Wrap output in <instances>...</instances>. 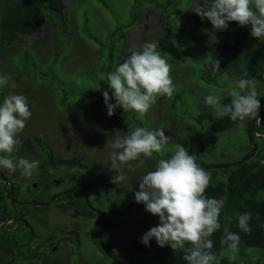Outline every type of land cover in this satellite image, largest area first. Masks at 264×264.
<instances>
[{
  "label": "rangeland",
  "instance_id": "1",
  "mask_svg": "<svg viewBox=\"0 0 264 264\" xmlns=\"http://www.w3.org/2000/svg\"><path fill=\"white\" fill-rule=\"evenodd\" d=\"M73 1L76 16L72 21L67 14L65 30L60 28V22L57 23L54 29L60 36L57 42H54L52 27L49 30L51 39L48 38L45 44H34L36 36H21L20 41L24 44L14 46L17 56L25 54L30 58L25 70H22L27 72L26 76L20 77L16 69L8 73L6 62L0 58V77L7 81L0 86L1 105L9 95H23L31 112L24 130L17 135L18 139L40 136L57 155H81L90 167L103 176L96 179L100 180L99 184L109 180V184L130 190L131 194L139 190V185L135 184L130 174H141L150 168L144 165L132 171L123 165L120 172L126 179L119 184L111 182L117 173L110 170V153L113 151L110 145L118 134H130L137 127L149 131L164 130L165 136L170 139L162 154L153 155L157 156V162L162 158H170L178 143L188 150L189 155L195 154L197 162L205 165L233 163L250 150L247 127L243 123L220 135H213L204 128L208 111L203 110L204 98L210 93L219 95L222 89L228 94L236 82L217 86L207 84L201 78L202 64L215 55L225 35L221 31H213L209 21L201 20L193 12L199 0H189V5L178 7L170 4L168 8L174 20L169 32L166 31L167 19L156 5L146 2L150 0H66L67 6ZM133 4L137 5V12ZM131 15H136V21L128 27ZM50 24L53 25V22ZM148 38L150 42L163 43L158 45L157 51L170 65V78L175 87L173 96L157 97L156 103L143 118L136 112L120 108L109 117L101 93L108 91L109 96L112 95L107 85V74L118 67L122 50L138 51ZM14 56L12 60L18 64ZM260 83L264 86V81ZM63 91L68 96L67 105L61 97ZM109 102L115 103V100L110 99ZM213 114L216 112L210 107V116ZM38 154L22 155L16 148L11 155L40 161ZM0 169L12 177L13 182L22 186L29 180H35L38 175L37 171L31 178H25L19 170L10 173ZM57 172L66 174L64 170ZM86 179L88 181L84 183L90 189L91 180L88 177ZM76 183L67 178L63 187ZM134 197L133 193L130 197L102 201L101 198L90 196V202L101 212L110 213L123 210L135 201ZM258 199H264V192L258 194ZM145 212L143 208L133 207L129 213L114 218L122 223L119 234L124 237L118 240L121 248L123 241L129 244L135 238L143 237L155 224L156 220L143 217ZM52 217L58 218L57 223L52 222ZM28 218L41 235L56 227L70 226L81 230L87 221L73 211L61 212L54 205L49 210L30 212ZM60 219L65 221L60 222ZM50 251L49 259H43L37 264H54L60 250ZM221 253H224L223 257L229 258L230 254L225 250ZM93 254L98 257L99 252L94 250ZM235 255L234 261L240 264H255V261L264 264V259L259 258V254L252 248L244 252L245 258L239 256L238 252Z\"/></svg>",
  "mask_w": 264,
  "mask_h": 264
},
{
  "label": "trees",
  "instance_id": "2",
  "mask_svg": "<svg viewBox=\"0 0 264 264\" xmlns=\"http://www.w3.org/2000/svg\"><path fill=\"white\" fill-rule=\"evenodd\" d=\"M74 2L67 6L66 0H0V48H2L0 58L6 62L8 73H13V70L16 69L20 77L27 75V72L22 70H25L30 58L25 54L17 56V49H14L16 44H24L20 41V37L36 36L34 44H45L48 42V38L51 39L49 30L53 27L52 33L55 35L53 39L54 42H57L60 36L54 29L57 28L58 22H60V28L64 30L67 28L65 21L67 14L73 21L76 16ZM146 2L156 5L165 16L168 24L167 32L172 27L173 19L168 8L170 4L177 7L178 5H189V0H172L170 3L169 0H150ZM104 6L107 7L108 5L105 3ZM132 7L137 12V5L133 4ZM135 21L136 15H131L128 27ZM50 22H53V25ZM47 25L51 27L47 28ZM221 32L224 33L225 38L219 45L215 55L210 57L220 61V71L213 74L208 58V62L202 64L204 70L201 69V78L207 84L227 86L228 83L237 82L242 78L241 73L246 67L249 75L243 78L254 80L257 99L260 100L261 105L259 109V116H261L264 114V86L260 83L264 81V38L254 39L250 35V27H240L235 22H231L227 30ZM149 42L150 39L148 38L144 41V44ZM8 45L10 47H7ZM140 50L142 48L138 49V51ZM131 53L132 51L122 50V56L118 60L117 66L128 59ZM13 55L17 58L18 64L12 60ZM219 91V95L223 94V102H230V97L225 90ZM61 97L64 104L67 105L68 96L65 91L61 93ZM1 102L0 96V105ZM206 109L208 110L207 125L204 124V128L213 135L230 132L240 123L248 127L254 121H232L228 117L220 119L217 118L216 114L210 116V107L204 105L203 110ZM252 137L258 145V150L252 159L239 166L207 171L211 179L205 191V196L216 199L225 198L220 216L222 228L211 237L214 244L212 251L216 254L219 264H240L221 255V252L225 250V247L220 244L223 236L224 216L233 217L230 231L240 235L241 243L238 255L244 257V252L252 248L259 254V258L264 259V199H258V194L264 192V123L252 129ZM18 140L20 143L16 148L20 154L32 155L39 153L38 175L35 180L32 179L29 182L26 180L27 183L22 186L13 182L12 177L10 178L0 169V264H37L43 259L47 261L50 257V250L53 249L55 251L60 250L54 264H187L183 259L184 253L182 250L173 252L168 246L160 248L154 239L149 242L148 246L141 242L142 237L135 238L129 244L123 241V247L121 248V242L118 240L124 236L119 234L122 223L114 219L117 216L97 214L88 206V203H90L95 208L90 202V196L91 198H101L102 201H110V199L122 196L130 197L139 190L133 191L131 194L130 190L109 184L110 181L107 179L105 184H99L98 181L100 180L96 179L98 177L103 178V176L90 167L83 156L57 155L40 136H28ZM249 149H251V146ZM156 159L157 156L146 159L144 165L147 169L150 168L149 170L141 174L137 172L129 173L135 184L139 185L142 176L148 171L154 170L157 163ZM130 163L136 164V162ZM62 170L65 171V175L57 172ZM86 177L91 180L89 181L91 188L86 191L88 201L84 199L81 189L67 192L78 183H84L87 180ZM67 178L70 182L76 181L77 183L69 187H63ZM10 186L14 188L13 197H19V200L29 203L33 200L47 202L54 194L63 192L64 194H61L55 201L49 202L47 206L34 207L31 204L21 207L16 206V227L3 229L1 224H5L7 227L13 224L12 208L9 204L12 193ZM51 205H54L61 212L73 211L83 219H87L84 227L81 230L70 226L59 229L56 227L48 229L44 235L39 234L30 223L28 213L49 210ZM135 207L145 209L141 205ZM30 208L31 210H29ZM95 209L99 208L96 207ZM130 211L131 209L127 213ZM244 212H251L253 217L250 221L252 232L248 235L239 232L237 221L234 218L236 213ZM257 215L259 219H256ZM144 216L156 220L152 227L158 225V217H154L147 212L143 214ZM57 219L52 217V222L57 223ZM63 221L65 220L60 219V222ZM84 243L85 245H83ZM94 250L99 252L98 257L97 254H93ZM255 262V264H261L260 261Z\"/></svg>",
  "mask_w": 264,
  "mask_h": 264
},
{
  "label": "clouds",
  "instance_id": "3",
  "mask_svg": "<svg viewBox=\"0 0 264 264\" xmlns=\"http://www.w3.org/2000/svg\"><path fill=\"white\" fill-rule=\"evenodd\" d=\"M193 12L201 20L209 21L213 31L227 30L229 24L235 22L240 27H250V35L254 39L264 38V0H199ZM157 48V42L145 43L142 50L132 51L114 72L107 74V85L112 95L110 97L108 91L102 95L109 117L120 108L136 112L143 118L157 97L173 96L175 87L170 78V65ZM209 60L213 74L219 72L220 61ZM248 75L245 67L242 78L228 93L230 102L224 103L222 96L213 93L204 98V104L215 110L217 118L228 117L232 121L260 119L261 105L254 80L243 78ZM6 83V79L0 77V86ZM110 99L115 103H110ZM30 117L23 95H9L0 105V168L10 173L19 170L25 178H31L38 171L39 161L15 158L11 154L20 143L17 135L24 130ZM169 139L162 129L149 131L140 127L130 134L116 135L110 145L113 150L110 153V170H115L117 175L111 182L119 184L126 179L120 172L123 165L135 171L144 166L146 159L162 154ZM130 162H136L135 167ZM210 179L207 171L197 164L196 155H189L180 143L175 145L170 158L159 159L154 170L142 176L139 191L134 197L136 203L145 206L147 213L159 219L158 225L150 228L141 242L148 246L154 239L160 248L168 246L173 252L182 250L187 264H219L212 251L211 237L222 228L220 216L225 198L205 196ZM234 218L239 232L251 234V212L236 213ZM256 219H259L258 215ZM232 220L233 217L224 216L220 244L234 260L241 240L238 233L230 231Z\"/></svg>",
  "mask_w": 264,
  "mask_h": 264
},
{
  "label": "water",
  "instance_id": "4",
  "mask_svg": "<svg viewBox=\"0 0 264 264\" xmlns=\"http://www.w3.org/2000/svg\"><path fill=\"white\" fill-rule=\"evenodd\" d=\"M264 123V114L260 116V119L257 120V121H253L250 125H248L247 127V138H248V142L251 146V149L239 160V161H236V162H233V163H225V164H210V165H205V164H202L200 162H197V164L200 165V167H202L203 169H205L206 171H210V170H215V169H225V168H229V167H235V166H239L241 164H243L244 162L252 159L257 150H258V145L257 143L253 140V137H252V129L256 126H259L261 124ZM11 187V186H10ZM76 189H81L83 194H84V199L86 201H88V196H87V193H86V188H85V185L83 183H79L73 187H71L67 192H70V191H73V190H76ZM11 191L13 192L14 189L11 187ZM61 194H64L61 193ZM61 194H54L52 195L49 200L47 202H40V201H32L30 204L34 207H42V206H47L49 204V202H53L55 201L56 199L59 198V196ZM10 205H11V208H12V222L13 224L11 225V227H7L6 225L4 224H1V227L3 229H13L15 228V225H16V218H17V213H16V208L15 206H23L25 205V202H20L16 199H12L10 201ZM137 205H141L143 207H145L142 203H136L135 201L130 203L128 206H126L123 210L121 211H115V212H110V213H102L101 211L93 208L90 203H88V206L91 210H93L95 213L97 214H112V215H115V216H120V215H124L127 213V211Z\"/></svg>",
  "mask_w": 264,
  "mask_h": 264
},
{
  "label": "flooded vegetation",
  "instance_id": "5",
  "mask_svg": "<svg viewBox=\"0 0 264 264\" xmlns=\"http://www.w3.org/2000/svg\"><path fill=\"white\" fill-rule=\"evenodd\" d=\"M79 184V183H78ZM84 185H85V188H86V183H83ZM12 187V186H11ZM13 188V187H12ZM14 189V188H13ZM86 191H87V188H86ZM13 193H14V191L11 193V195H10V198H9V204H10V201L12 200V199H16V200H18V201H20V202H25V205H28V204H30L29 202H27V201H24V200H19L18 198L19 197H13ZM24 206V205H23ZM10 207H11V205H10ZM16 207V206H15ZM18 207H21V206H18ZM98 210V209H97ZM105 214V213H104ZM11 227V226H10ZM15 227H16V225H15Z\"/></svg>",
  "mask_w": 264,
  "mask_h": 264
}]
</instances>
